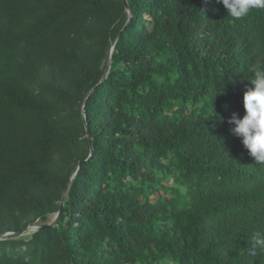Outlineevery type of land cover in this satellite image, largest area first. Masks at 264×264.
Returning <instances> with one entry per match:
<instances>
[{
	"label": "trees",
	"instance_id": "obj_1",
	"mask_svg": "<svg viewBox=\"0 0 264 264\" xmlns=\"http://www.w3.org/2000/svg\"><path fill=\"white\" fill-rule=\"evenodd\" d=\"M126 1L0 0V235L50 222L80 162L56 225L0 264H264V164L227 122L264 8Z\"/></svg>",
	"mask_w": 264,
	"mask_h": 264
},
{
	"label": "clouds",
	"instance_id": "obj_2",
	"mask_svg": "<svg viewBox=\"0 0 264 264\" xmlns=\"http://www.w3.org/2000/svg\"><path fill=\"white\" fill-rule=\"evenodd\" d=\"M207 3V0H205ZM233 20L245 18L252 9L264 8V0H219ZM247 79L248 87L242 97L243 115L235 112L228 118L233 125V135L240 138L248 155L256 163L264 164V62L256 64L251 78ZM254 245L264 247V234L257 233L253 237Z\"/></svg>",
	"mask_w": 264,
	"mask_h": 264
},
{
	"label": "water",
	"instance_id": "obj_3",
	"mask_svg": "<svg viewBox=\"0 0 264 264\" xmlns=\"http://www.w3.org/2000/svg\"><path fill=\"white\" fill-rule=\"evenodd\" d=\"M123 3H124V6H125V10L127 12V15L128 17L130 18L131 17V11H130V8L127 4V1L126 0H122ZM121 33V32H120ZM120 33L115 37V39L113 40V42L111 43L110 45V48H109V52H108V56H107V60H106V64H105V68H104V71H103V74L100 78V82L106 77L107 73H108V70H109V67H110V59H111V54H112V51H113V48H114V45L118 39V37L120 36ZM95 89V87H93L92 89H90L88 91V93L84 96L83 98V101H82V104H81V112L83 114V119L85 121V116H84V113H83V108H84V101L85 99L89 96V94ZM84 127H85V131H86V136H87V139H88V142H89V148H90V153L93 151V147H92V142H91V139H90V136H89V133H88V130H87V125L86 123L84 124ZM80 165V162H78L76 164V167L74 168V170L71 172V175H70V180L68 182V184L66 185V187L64 188L63 192H62V196H61V199L59 201V208H58V211L52 216L50 222L48 223H44V224H30L28 225L24 230L20 231V232H5L3 234L0 235V240L1 239H5V238H13V237H17V236H21V235H24V234H28L29 232L31 231H35V230H39L41 228H44V227H53L56 225L57 221L59 220L61 214H62V209H63V205H64V200H65V196H66V192L68 190V186H69V183L70 181L72 180V178L74 177V175L76 174V171L78 169V166Z\"/></svg>",
	"mask_w": 264,
	"mask_h": 264
}]
</instances>
